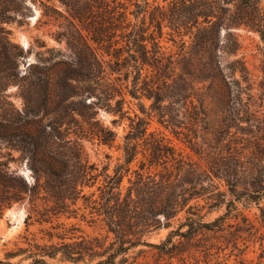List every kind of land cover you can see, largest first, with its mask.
<instances>
[{
	"label": "trees",
	"instance_id": "trees-1",
	"mask_svg": "<svg viewBox=\"0 0 264 264\" xmlns=\"http://www.w3.org/2000/svg\"><path fill=\"white\" fill-rule=\"evenodd\" d=\"M26 1L1 0L0 23L10 12L22 14ZM51 1L39 0L37 26L55 25L50 35L64 46L35 40L26 50L15 44L14 54L7 45L2 51L8 62L35 50V61L15 82L21 107L0 93V218L17 204L25 209L27 226L51 228L21 260L250 264L241 255L243 231H227L228 212L240 196L221 190L214 180L228 183L237 172L222 162L220 152L210 153L209 143L203 145L198 125L207 89L216 88L224 98L241 92L235 75L246 68L238 58L229 63L225 58L237 55L236 29L256 31L264 42V0H56L62 9ZM0 31L10 44L11 32L3 26ZM164 33L176 49L161 43ZM10 82L4 78V85ZM102 110L113 115V125L129 120L121 142L98 117ZM152 120L158 124L154 129ZM159 126L181 137L192 154L178 151ZM85 141L116 146L121 154L112 173L109 164L99 170L90 160ZM24 165L29 176L20 171ZM243 195L262 213L264 190ZM82 209L107 226L113 235L108 245L97 237L67 234L73 225L57 222ZM161 227H170L164 239L149 241ZM138 247L143 248L137 252L151 248L153 259L129 258ZM21 260L0 259V264Z\"/></svg>",
	"mask_w": 264,
	"mask_h": 264
},
{
	"label": "rangeland",
	"instance_id": "rangeland-1",
	"mask_svg": "<svg viewBox=\"0 0 264 264\" xmlns=\"http://www.w3.org/2000/svg\"><path fill=\"white\" fill-rule=\"evenodd\" d=\"M51 2L62 9L56 0ZM26 6L27 8L22 11L23 15L10 12L8 19H6L7 22L0 23V26L11 32L9 34L11 43L8 44L2 39L3 33L0 31V93H6L8 99L16 107H21V100L17 95L18 87L15 82L18 77L29 70L30 64L35 61V50L7 62L2 57L4 46L7 45L13 54L18 51L15 44H19L26 50L31 44H35V40L45 41L49 46H64V42L58 45L50 35L57 29L55 25L41 23L37 26V18L42 10L39 0H27ZM62 21L65 22L64 19ZM234 33L239 42L237 55L226 57L225 61L229 63V61L238 58L242 62L241 64L245 66L246 69L243 74L237 73L235 75L241 85V92L239 94L232 93L229 97L224 98V95L219 93L216 88L207 89L204 99L205 116L200 120L198 133L205 141L204 146L207 143L210 144V153L220 152L222 162H226L237 172V178L228 183L214 178L221 190L232 189L235 194L238 193L240 196V200L235 202L237 208L228 212L231 219L228 220L227 231L234 233L238 229L243 231L241 233L243 239L240 241V247L244 250L241 254L242 257L250 264H264V220L261 215L264 213V197L259 200V206L263 209L261 213L257 204L248 203L245 201V195H243L257 189L264 190V42L258 32L250 29L239 28L234 30ZM168 38L169 35L164 33L161 43L167 50L176 49ZM4 78L11 80V84L4 85ZM201 85L199 83V86ZM3 88L4 90L1 91ZM144 102L148 105L147 101ZM131 106L136 112H139L138 101L132 99ZM98 117L105 125H109L117 132L116 143L121 142L122 135L128 129L129 120H119L116 125H113L111 121L114 118L113 115L103 110ZM157 126L155 120H152L150 129ZM159 128L164 131L178 151L182 154H192L181 137L173 135L170 130L161 126ZM84 145L90 160L97 163L99 170L103 165L109 164L108 171L112 173L117 161L116 158L121 154L116 146L97 145L91 141H85ZM193 159L205 167L206 162L204 160L198 161L194 154ZM133 165L136 166V163L134 162ZM20 171H24L25 176L30 175V170L26 165L21 167ZM99 178L100 180L103 179V177ZM123 184H127V176L124 177ZM227 197L230 198V196ZM206 209L207 206L203 208V211ZM224 210L222 208L207 214L205 220L214 218ZM25 213L24 207L16 204L8 208L0 218V259L18 262L25 257L27 249H33L34 242L46 240L45 229H51L49 224L34 223L27 226L24 221ZM57 222H63L66 228L73 225L75 229L67 231V234L70 235L97 237L105 245H108L113 239L112 233L107 230L104 222L100 218L89 216L87 211L84 212L83 209L77 212L76 217H62ZM177 222V220L172 221V227L176 226ZM58 230L60 229L54 231ZM169 230L170 227H161L154 231L148 239L152 242H159L164 239ZM43 237L44 239H41ZM207 237L210 238L211 236ZM139 248L143 247L131 249L127 254L129 258L134 257L137 260L147 261L153 259L154 253L151 248L144 247L145 251L137 252ZM14 252L17 255L7 258V254ZM29 261L21 260L20 264H26ZM49 261L51 264H64L59 261L58 257L49 259Z\"/></svg>",
	"mask_w": 264,
	"mask_h": 264
},
{
	"label": "water",
	"instance_id": "water-1",
	"mask_svg": "<svg viewBox=\"0 0 264 264\" xmlns=\"http://www.w3.org/2000/svg\"><path fill=\"white\" fill-rule=\"evenodd\" d=\"M22 173L24 172V171H21Z\"/></svg>",
	"mask_w": 264,
	"mask_h": 264
}]
</instances>
